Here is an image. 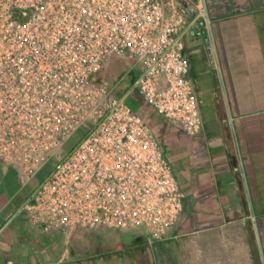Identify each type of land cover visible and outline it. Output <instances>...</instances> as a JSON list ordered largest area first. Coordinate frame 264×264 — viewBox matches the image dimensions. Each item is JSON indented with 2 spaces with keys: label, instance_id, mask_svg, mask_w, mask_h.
<instances>
[{
  "label": "built area",
  "instance_id": "1",
  "mask_svg": "<svg viewBox=\"0 0 264 264\" xmlns=\"http://www.w3.org/2000/svg\"><path fill=\"white\" fill-rule=\"evenodd\" d=\"M200 20L205 0H0V159L33 176L92 124L23 206L33 226L159 240L178 223L186 193L130 97L190 136L203 131L184 41ZM125 54L142 71L117 97L95 75Z\"/></svg>",
  "mask_w": 264,
  "mask_h": 264
},
{
  "label": "crops",
  "instance_id": "2",
  "mask_svg": "<svg viewBox=\"0 0 264 264\" xmlns=\"http://www.w3.org/2000/svg\"><path fill=\"white\" fill-rule=\"evenodd\" d=\"M205 3L209 22L184 36L203 131L190 136L171 121L166 131L186 197L163 241L182 238L180 253L163 254L161 241L109 236L108 248L83 251L74 247L83 230L44 232L22 210L44 166L29 177L0 159V264H264V0Z\"/></svg>",
  "mask_w": 264,
  "mask_h": 264
},
{
  "label": "rangeland",
  "instance_id": "3",
  "mask_svg": "<svg viewBox=\"0 0 264 264\" xmlns=\"http://www.w3.org/2000/svg\"><path fill=\"white\" fill-rule=\"evenodd\" d=\"M140 63L136 61L135 59L131 58L128 54L125 55H114L105 65V67L97 74L95 77L99 79H103L107 82L108 86L110 87L111 94L122 97L124 96L127 91L132 87L133 80H135L137 69L139 68ZM144 99L140 96L137 97V94L130 97V102L138 108L139 112L143 116V118L150 124V126L154 129L157 138L162 144L164 145V152L167 157V159L170 161V163L173 162L172 156L169 147H167L168 139L166 137L167 129L169 127H173V125L166 120L164 117L159 115L155 110V117H153L154 122L149 119L142 110V106H139V101H143ZM144 102V101H143ZM151 106V105H150ZM152 107V106H151ZM92 128L91 122L85 123L80 130L75 132L69 139L66 140L64 146H62L59 149V156L51 158L50 161L44 166L43 170L38 173L31 181L28 183V188L34 187V192L36 189L48 178L57 168L61 160L65 157H67L70 152L84 139L85 134H87L90 129ZM176 170H174L175 173ZM254 210V206H253ZM181 219V217H180ZM179 219V221H180ZM178 221V222H179ZM178 224V223H177ZM176 224V225H177ZM174 226L171 228L174 229L177 226ZM80 230H83L86 233H89L87 235L75 234V244L74 247L78 246L79 248H82L83 251H95L100 249L108 248L110 245V241L106 238L109 236L110 239H113L114 237L118 238H129V237H137L143 240H147L149 242H152L155 244L157 241H161L163 243H159V248H161L162 253L166 254L168 256L172 255L176 256L180 253L181 248V242L183 241L182 238H170L168 241L164 242L163 240L169 238V232L166 234V236L162 239L155 240L151 238V236L145 232L144 230L140 229H134V230H119V229H113V228H106L101 227L96 230H86L83 228H77ZM97 231H105L106 234L98 233ZM94 232V234L92 233ZM174 230H172L170 233L173 234ZM113 234V235H112ZM170 234V235H171ZM169 236V237H168ZM81 243V245H80ZM171 264H177L175 262V259L172 260Z\"/></svg>",
  "mask_w": 264,
  "mask_h": 264
},
{
  "label": "trees",
  "instance_id": "4",
  "mask_svg": "<svg viewBox=\"0 0 264 264\" xmlns=\"http://www.w3.org/2000/svg\"><path fill=\"white\" fill-rule=\"evenodd\" d=\"M144 101V100H143ZM143 101H139V106L141 105L142 106V110H143V113L149 118L151 119L153 122L155 120H153V117H155V109L153 107H151L147 102H143ZM137 108V107H136ZM138 109V108H137ZM139 111V110H138ZM160 115V114H159ZM164 117V116H162ZM165 118V117H164ZM166 120L170 121L169 119L165 118ZM154 130V129H153ZM160 144H161V147L163 148V150H165L164 148V145L162 144L161 140H160Z\"/></svg>",
  "mask_w": 264,
  "mask_h": 264
}]
</instances>
